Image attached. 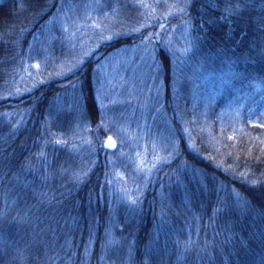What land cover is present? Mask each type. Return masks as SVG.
Segmentation results:
<instances>
[{
  "label": "trees",
  "instance_id": "1",
  "mask_svg": "<svg viewBox=\"0 0 264 264\" xmlns=\"http://www.w3.org/2000/svg\"><path fill=\"white\" fill-rule=\"evenodd\" d=\"M142 55L144 151L97 127ZM261 125L264 0H0V264H264Z\"/></svg>",
  "mask_w": 264,
  "mask_h": 264
},
{
  "label": "rangeland",
  "instance_id": "2",
  "mask_svg": "<svg viewBox=\"0 0 264 264\" xmlns=\"http://www.w3.org/2000/svg\"><path fill=\"white\" fill-rule=\"evenodd\" d=\"M169 5L173 7L172 6L173 4H171L170 2H169ZM112 20L113 19L109 20L108 22H111ZM73 36L74 38L77 37L75 33H73ZM127 53H129L128 57L130 58L129 51L123 52V54L125 55ZM145 53H146V50L143 51V55ZM143 55L138 58V63H137L142 66L140 69V71L142 72V76H138V78L143 84L138 85V83L135 81L136 79H133V77H130L131 84L133 87L131 86L130 90L127 91L125 95L121 98L117 97L113 93V90L111 88H108V94H106L105 92H101L100 97L103 96L104 99L103 100L101 99V111H99L100 121L97 124L98 128H104V129H108L111 125L115 124L118 128L116 129V131H118L119 128H122V130H119V131L124 133L122 137L127 138L128 140L127 143L132 148L138 146V142L135 141V136H137L139 139V143H140L139 150L141 151L147 150L148 147H145L144 143L146 142L147 139H152V136L144 135L145 129L143 128L136 129L137 133L135 134V136L132 134L129 136L128 131L126 130V126L139 125L143 123V120H147L149 118V110L148 112H146V109L148 106H151V105L152 107L156 106V110L154 111L153 114H162L161 121L163 123L164 132H167V134L166 133L165 134L176 138V133L173 130L174 126H171L168 123L169 116L164 115L165 113L160 111L161 109L158 108V104L156 101L158 94L162 92L163 88H165L164 80L162 81V69L158 68L155 64L152 65L151 64L152 60H150L149 58H147L146 61L142 63V59L144 58ZM111 58L115 59L116 61H119L118 59L121 58V51H116L103 60L102 64H104L105 68H106L105 64L108 66L109 65L108 60H110ZM150 67H152L153 74L152 76H150L148 80H146L148 76V72H150L149 70ZM113 76L114 75H111L110 79H113ZM134 77L137 78V76H134ZM69 92H70V95H72V97L68 99L69 101L68 104L70 105L72 109H74L77 113H79L76 115H80L78 119H81L82 117L85 116L86 111H84V108L82 107L83 104L80 103V100L82 97L80 85L76 84L70 89ZM106 96L112 102L108 101V98H106ZM144 96H145L144 100L140 102L141 100L140 97H144ZM174 96L177 97L176 94H174ZM174 103L176 104L177 101L174 100ZM120 105L123 107L121 108V110L117 111V107ZM112 107L115 108L113 111L111 109ZM139 110L141 111V113H138ZM180 110L185 113L184 108L181 109V106L179 107V112ZM176 113L179 114L178 110L176 111ZM178 117L180 118L179 122L181 124V127H183V129H186L187 124H188L186 116L178 115ZM118 142L119 141L116 140L117 144ZM117 144L113 150L117 148ZM120 153L121 152L119 151L118 154L120 155ZM129 162H133L134 164L137 165V158L133 155V153L127 156L126 164L124 163L125 166H129L127 165Z\"/></svg>",
  "mask_w": 264,
  "mask_h": 264
},
{
  "label": "snow or ice",
  "instance_id": "3",
  "mask_svg": "<svg viewBox=\"0 0 264 264\" xmlns=\"http://www.w3.org/2000/svg\"><path fill=\"white\" fill-rule=\"evenodd\" d=\"M181 11H182V9H181ZM146 39H147V37H146ZM261 127H264V125H261ZM104 142L106 144H108L109 146H114L115 145V141L110 136ZM253 183H255V181H253Z\"/></svg>",
  "mask_w": 264,
  "mask_h": 264
},
{
  "label": "water",
  "instance_id": "4",
  "mask_svg": "<svg viewBox=\"0 0 264 264\" xmlns=\"http://www.w3.org/2000/svg\"><path fill=\"white\" fill-rule=\"evenodd\" d=\"M113 139V138H112ZM114 140V139H113ZM115 146H116V142H115V145L114 146H109L108 144H106L105 143V147H107V148H115Z\"/></svg>",
  "mask_w": 264,
  "mask_h": 264
}]
</instances>
